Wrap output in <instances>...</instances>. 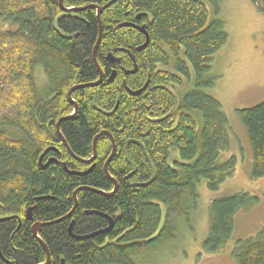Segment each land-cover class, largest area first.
Returning a JSON list of instances; mask_svg holds the SVG:
<instances>
[{
	"label": "trees",
	"instance_id": "obj_1",
	"mask_svg": "<svg viewBox=\"0 0 264 264\" xmlns=\"http://www.w3.org/2000/svg\"><path fill=\"white\" fill-rule=\"evenodd\" d=\"M218 13L223 0H209ZM264 13V0H251ZM98 5L101 36L95 51L102 78L94 86L74 90L77 104L72 119L62 120L59 131L71 152L87 159L100 131L110 132L115 152L107 171L103 165L111 153L107 135L96 142L94 167L84 175L69 174L87 166L74 159L56 133L57 121L73 111L66 93L74 85L98 80L92 59L98 38L96 10L64 12L58 0H0V18L15 25L0 29V264H42L46 252L33 236V222L42 226L38 236L46 245L49 264H140L139 248L161 239L174 238L179 223H188L196 204L197 183L205 179L214 191L236 168V158L218 161L230 143L228 120L221 104L202 87L213 55L227 42L224 22L210 18L202 0H64V7ZM137 15L139 17L137 18ZM57 27L70 38L62 37ZM144 25L145 35L133 26ZM134 54L137 70L127 53ZM112 54L114 61L106 59ZM41 66L45 91L37 90L34 71ZM115 70V77H108ZM146 87L138 94L130 91ZM252 152L251 177L264 176V101L237 111ZM10 127L20 134H9ZM127 140L144 146L156 168L153 182L141 148L128 145L136 165L131 171L124 158ZM39 163L40 155L47 149ZM54 163L41 168L48 159ZM96 191H102L98 193ZM37 198H41L36 200ZM245 192L213 199L204 249L219 251L232 235L235 213L254 203ZM34 206L32 220L24 218ZM82 211L103 212L113 217L107 233L75 239L68 233L89 235L103 229L104 218ZM20 220V226L18 227ZM264 226L255 237L236 242L232 252L238 264H264Z\"/></svg>",
	"mask_w": 264,
	"mask_h": 264
},
{
	"label": "rangeland",
	"instance_id": "obj_2",
	"mask_svg": "<svg viewBox=\"0 0 264 264\" xmlns=\"http://www.w3.org/2000/svg\"><path fill=\"white\" fill-rule=\"evenodd\" d=\"M202 1L210 11V18L224 22L228 36L225 45L213 55L205 74L213 85L202 90L219 101L228 120L230 143L220 152L218 161L234 156L236 168L214 191L207 189L205 179H200L188 223H179L174 238L140 247L137 255L140 264H238L232 254L236 242L255 237L264 226V176L251 177L252 152L237 112L264 101V13L251 0H223L217 14L209 0ZM14 28L13 23L0 18L1 30ZM34 78L37 90L45 91L47 83L41 66H36ZM5 130L15 136L20 134L10 127ZM240 192L257 199L235 213L234 230L224 246L215 253L206 251L203 244L209 231L210 202Z\"/></svg>",
	"mask_w": 264,
	"mask_h": 264
},
{
	"label": "water",
	"instance_id": "obj_3",
	"mask_svg": "<svg viewBox=\"0 0 264 264\" xmlns=\"http://www.w3.org/2000/svg\"><path fill=\"white\" fill-rule=\"evenodd\" d=\"M63 1H64V0H58V4H59V7L61 8V10H63L64 12H78V11L85 10L86 8H93V9L96 10V16H97L98 24H99V33H98V38H97V41H96V43H95V45H94V49H93V52H92V59H93V62H94V64H95V66H96V69H97L98 72H99V78H98L97 81L92 82V83H86V84H78V85H74V86H72V87L67 91L66 96H67L68 100L71 101L72 104H73V111H72L69 115L62 117V118H60V119L57 121V123H56V133H57V135L60 137L61 141L64 143V145H65V147L67 148V150L69 151V153L74 157V159H76V160H78V161H80V162H82V163H86V164H89L92 160H94V158H95V156H96V142H97V139H98L100 136H102V135H107V136L110 138L111 143H112V150H111L110 155H109L108 158L105 160L104 165H103L104 173L106 174V176H107L110 180H112L113 185H114V188L112 189L111 192H109V193L104 192L106 195L110 196L111 194H113V193L115 192V190H116V188H117V182H116V180H115L114 178H112V177L110 176V174L108 173V171H107V165H108L109 161L111 160V158H112V156H113V154H114V152H115V145H114V142H113V139H112V136H111L110 132L103 130V131H100L98 134H96V135L94 136V138H93V141H92V152H93L92 155H91L89 158H87V159H81V158L75 156V155L70 151V149H69L67 143L65 142L64 138L62 137V135H61V133H60V131H59V124H60V122H61L62 120H66V119H72V118L75 116V114H76L77 104H76V102L71 98V94H72V92H73L74 90L78 89V88H82V87H86V86H94V85H97V84L101 81L102 74H101L100 67H99V65L97 64V61H96L95 51H96V48H97V46H98V43H99V41H100V36H101V22H100V18H99V16H100V13H101L102 8H101L100 6H98V5H86V6H83V7H64V6H63ZM138 17H139V15H137V18H138ZM58 19H59V16L54 20V23H53V28H54V30H55L56 32H58L62 37H65V38H70V37H72L73 35H65V34H64V33H63V32L57 27V21H58ZM121 25L133 26V27L137 28L138 30H140V31L145 35V42H144L142 45L138 46V47L136 48V50H140V49H142L144 46H146V44H147L148 41H149V38H148V34H147L146 30H145L144 25H140V26H139V25H136V24H133V23H126V22H125V23H122ZM127 53L129 54V56H130V58H131V61H132V68H131V69L124 70V73H125V74H131V73H134V72L137 70V64H136V60H135L134 54L131 53L130 51H127ZM106 59H107L108 61H110V62L114 61V57H113V55L110 54V53L106 56ZM114 77H115V70H113L112 73L110 74V76L108 77V79H107L108 82L112 81ZM146 85H147V83H145L140 89H138V90H136V91H130V92H131L132 94H138L139 92H141V91L146 87ZM130 143H135V144H137V145L141 148V150H142V152H143V154H144V157L146 158V160H147V162H148V164H149V166H150V171H151V173H150V177H149V179H148L147 181L143 182L142 184H140L141 186H147V185H149L151 182L154 181V179H155V177H156V175H157V171H156V168L154 167V165H153L151 159L149 158V156H148V154H147V152H146L144 146L142 145V143H141L140 141H137V140H127V141L125 142L124 151H123V152H124V158H125L126 162H127V163L130 165V167H131V171L128 173L127 177L131 176V175L134 174L135 171H136V165L131 161V159L129 158V155H128V150H127V148H128V145H129ZM50 149H52V148H47V149H46V150L40 155V157H39V163L41 162V159H42L44 153H45L46 151L50 150ZM52 162H55V160L48 159V160L45 162V164H43V165L41 166V168H45L49 163H52ZM90 170H91V167H90L89 169L85 170V171H82V172H78V171H68V173H69V174H75V175H84V174L88 173ZM84 188H85V187H79V188H77V189L74 190V192H73L74 206H73L72 209H71L66 215H64L63 217H61L60 219H58V220H56V221H53V222H43V223H41V222H33L32 226H31V232H32L33 236H34V237L38 240V242L41 244V246L43 247L44 251L46 252V260H45V262L42 263V264H49L50 255H49V252H48V249H47L46 245L44 244V242H43V241L40 239V237L38 236V233H39L41 227H42V226H45V225H48V224H52V223H54V222H57V221H60V220H63V219H66V218L70 217L72 211H73V210L75 209V207H76V194H77V192H78L80 189H84ZM96 192H98V193H102V191H96ZM39 199H41V198H37L36 200H39ZM33 209H34V206L29 207V208H27V209L25 210V212H24V218H25L26 220H30V221L32 220V210H33ZM7 219H9V217H6V218H0V221H5V220H7ZM72 225H73V221H71V222L69 223V225H68V233H69L71 236H73L75 239H85V238H88V237H90V236H92V235H94V234L107 233V232H109V231L111 230L112 226H113V222H112L111 220H109V224H108L107 227H105V228H103V229H100L99 231H97V232H95V233H92V234H89V235H83V236H77V235H74V234L72 233ZM19 226H20V220H19V224H18L17 229L19 228ZM60 264H62V261H61Z\"/></svg>",
	"mask_w": 264,
	"mask_h": 264
},
{
	"label": "flooded vegetation",
	"instance_id": "obj_4",
	"mask_svg": "<svg viewBox=\"0 0 264 264\" xmlns=\"http://www.w3.org/2000/svg\"><path fill=\"white\" fill-rule=\"evenodd\" d=\"M121 70H122V72L124 73V69L123 68H121ZM59 139H60V137H59ZM60 141H61V139H60ZM62 142V141H61ZM62 144L64 145V143L62 142ZM64 147H65V145H64ZM65 149L67 150V148L65 147ZM68 151V150H67ZM71 151V150H70ZM68 153H69V151H68ZM70 154V153H69ZM71 155V154H70ZM144 155V154H143ZM72 156V155H71ZM73 157V156H72ZM74 158V157H73ZM95 158H96V156H95ZM95 158H94V160H92L89 164H86V163H84L85 165H87L85 168H84V170H82V171H85V170H87V169H89L90 167H91V169L94 167V164H95ZM51 159V158H50ZM52 160H55V159H52ZM46 162V161H45ZM52 163H54V162H52ZM49 164H51V163H49ZM149 165V164H148ZM150 167V166H149ZM82 171H78V172H82ZM136 172V171H135ZM130 177V176H129ZM108 178V177H107ZM109 179V178H108ZM111 182H112V180H110ZM116 182H117V180H116ZM112 184H113V182H112ZM114 188V185H113V187H112V189ZM117 189V188H116ZM82 214L84 213V214H95V215H97V216H99V217H102V218H104V220L106 221V225L103 227V228H105V227H107L108 226V224H109V220H111L113 223H114V219H113V217L111 216V215H109V214H106V213H103V212H93V211H82L81 212Z\"/></svg>",
	"mask_w": 264,
	"mask_h": 264
}]
</instances>
